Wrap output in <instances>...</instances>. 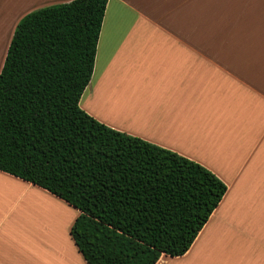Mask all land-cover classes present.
<instances>
[{"label": "crops", "instance_id": "obj_1", "mask_svg": "<svg viewBox=\"0 0 264 264\" xmlns=\"http://www.w3.org/2000/svg\"><path fill=\"white\" fill-rule=\"evenodd\" d=\"M71 1L0 0V72L22 18ZM80 107L227 186L189 251L157 264H264V0H109ZM40 200L73 215L66 232L31 215ZM79 214L0 171V264H88L71 236Z\"/></svg>", "mask_w": 264, "mask_h": 264}, {"label": "trees", "instance_id": "obj_2", "mask_svg": "<svg viewBox=\"0 0 264 264\" xmlns=\"http://www.w3.org/2000/svg\"><path fill=\"white\" fill-rule=\"evenodd\" d=\"M108 1L44 7L17 25L0 72V171L80 212L71 236L88 264H157L189 251L227 186L80 107Z\"/></svg>", "mask_w": 264, "mask_h": 264}, {"label": "rangeland", "instance_id": "obj_3", "mask_svg": "<svg viewBox=\"0 0 264 264\" xmlns=\"http://www.w3.org/2000/svg\"><path fill=\"white\" fill-rule=\"evenodd\" d=\"M3 50L4 49H1L0 50V56H1V53L3 52ZM36 200L37 199H33L31 202L32 203H34V202H36ZM38 201V200H37ZM45 205H47V202H46V204ZM51 205V204H50ZM33 207V208H32ZM54 208L52 205L49 207V208H46V209H43V207H40L39 206V204L37 205V207H35V206H31V215H34V213L36 212V210L40 213V217H47L48 215L49 216H51V217H53V215H55L54 217L55 218H53V219H55L54 221H53V223H51V224H49V225H47V222H46V219L44 220V221H42L43 222V224H45V225H47L46 227H47V230L48 231H50V233H53L52 231H54V232H56V231H63V232H66V230H68L67 228H68V226H69V223H70V221H72V219H73V215L70 213V212H67L66 210H65V208H60V207H57L62 213H63V219H62V222H56V216H60V213L59 214H52V212H53V210L51 211V209L52 208ZM56 207V206H55ZM45 211H46V213H45ZM48 213V214H47ZM42 214V215H41ZM61 217V218H62ZM42 220V219H41ZM56 230V231H55ZM56 233H58V232H56Z\"/></svg>", "mask_w": 264, "mask_h": 264}, {"label": "bare ground", "instance_id": "obj_4", "mask_svg": "<svg viewBox=\"0 0 264 264\" xmlns=\"http://www.w3.org/2000/svg\"><path fill=\"white\" fill-rule=\"evenodd\" d=\"M39 201V200H38ZM42 202V204L44 203V205L46 204V202H43V200H40V203ZM47 207L46 208H49L51 205L50 204H48L47 203V205H46ZM54 208H52L51 209V211L53 210V212H52V214H59L60 213V216L58 215V216H56V222H62V219H63V213L58 209V208H56L55 206H53ZM33 208V207H32ZM31 208V209H32ZM45 213H46V211H45ZM48 214V213H47ZM42 215V214H41ZM55 215H53V217H51V216H47V217H45V219H46V222H47V225H49V224H51V223H53V221L55 220V219H53V218H55L54 217ZM62 217V218H61ZM42 218L44 219V217L42 216ZM56 231V230H55ZM57 232V231H56ZM49 233H50V231H49ZM56 234V233H55Z\"/></svg>", "mask_w": 264, "mask_h": 264}]
</instances>
